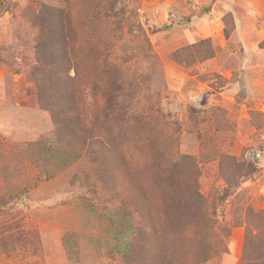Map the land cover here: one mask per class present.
Instances as JSON below:
<instances>
[{
	"label": "rangeland",
	"instance_id": "374dc122",
	"mask_svg": "<svg viewBox=\"0 0 264 264\" xmlns=\"http://www.w3.org/2000/svg\"><path fill=\"white\" fill-rule=\"evenodd\" d=\"M0 10V264H264V0ZM58 13L82 132L50 118L32 81L42 16L59 27ZM56 134L68 166L37 147Z\"/></svg>",
	"mask_w": 264,
	"mask_h": 264
},
{
	"label": "trees",
	"instance_id": "16d2710c",
	"mask_svg": "<svg viewBox=\"0 0 264 264\" xmlns=\"http://www.w3.org/2000/svg\"><path fill=\"white\" fill-rule=\"evenodd\" d=\"M0 7H2V0H0ZM55 18H58L59 27L54 26L55 21H51L49 16H42L41 22L44 26L36 45L41 54L36 57L32 81L36 87L37 101L42 109L48 112L50 118L58 123L63 131L81 130L82 132L84 129L79 124V72L77 70L79 64L77 56L74 55L73 36L68 20L61 13H58ZM58 106L65 108L63 116L55 110ZM57 137L56 134L51 141L50 138L40 139L37 147L39 152L44 151V154H49L51 163L46 162L45 165L68 166L69 162H66L65 157L67 151L71 149L70 141L59 140ZM130 234V229L115 230L114 236L122 241H119L117 252H129Z\"/></svg>",
	"mask_w": 264,
	"mask_h": 264
},
{
	"label": "crops",
	"instance_id": "0c3cea01",
	"mask_svg": "<svg viewBox=\"0 0 264 264\" xmlns=\"http://www.w3.org/2000/svg\"><path fill=\"white\" fill-rule=\"evenodd\" d=\"M224 7L227 8V9H229V6H227V5H224ZM218 16H219V14H218ZM239 26H240V24L238 25V27Z\"/></svg>",
	"mask_w": 264,
	"mask_h": 264
}]
</instances>
